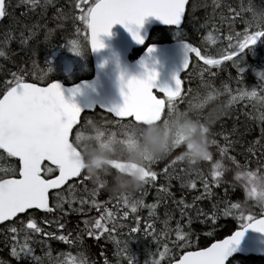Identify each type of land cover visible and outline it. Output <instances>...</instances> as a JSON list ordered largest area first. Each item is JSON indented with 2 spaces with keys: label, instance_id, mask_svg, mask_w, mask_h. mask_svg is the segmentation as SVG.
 <instances>
[{
  "label": "snow or ice",
  "instance_id": "6c2138e0",
  "mask_svg": "<svg viewBox=\"0 0 264 264\" xmlns=\"http://www.w3.org/2000/svg\"><path fill=\"white\" fill-rule=\"evenodd\" d=\"M187 0H66L62 6L59 0H0V46L8 49V46L15 42L19 45V52L23 53L21 60L16 63V71L10 73L11 79L0 82V159L12 157L16 158V166L0 169V226H3V232L6 237L5 244L11 247V256L15 258L17 264H53L51 252H48L47 259L35 255V249L32 245L40 244L43 246L46 239L57 238L60 241L68 242V236L59 235L48 231L41 226L39 215L41 212L53 213L54 209L50 206V198L55 196L57 201L56 208L64 211L63 204L68 203L71 211L83 213L85 208L91 206L98 213L99 218L86 220L87 226L91 225L92 230L88 235H95L97 230L107 232L111 235L114 231L127 228L120 248L121 241H117L120 251L125 253L126 264H138L137 257L131 253L129 244L131 241L139 239L140 234L144 237H151L153 241L158 242L157 229L155 226V209L157 204L145 205L142 199H133L129 196H123V213L119 220L114 218V212L105 205L97 203L94 197L100 189H105L103 185L93 184L94 187L89 190L84 188L88 198L83 196L79 198L80 208H72L74 200H65L62 195L63 186L67 185V192L70 196L75 193V185L68 182L73 178H80L81 181H90L82 170H78L73 163L72 148L78 138L77 131L74 139V126L78 123L82 111L80 106L74 102H69L65 98V89L59 82L48 83L46 86H40L35 80L29 82L32 73L26 65L28 59L36 56L37 47L40 43L41 33L44 35V41L50 42L55 33L68 31L65 21H71L72 24H81L84 31H90L91 50L93 52L105 48L101 35H111V29L114 25L120 24L131 34L137 44H144L145 37L141 35V28L144 25L146 17H155L165 25L172 26L177 33H181L183 23L187 20L186 16ZM69 5L71 9L69 10ZM51 6L54 15L50 18L55 23V28H49L47 24V12ZM213 17L217 11L221 23L227 22L229 25L228 44L225 51L216 53L220 58H214L212 54L202 52L201 48L193 46L191 43L184 42V61L181 71L189 69L190 57L195 54L198 60L203 61L204 67L200 75L205 92H197L193 96L194 100L202 102L213 101L221 93L211 87L209 77L216 75L214 68L219 67L223 61H232L233 66L237 68V84L244 80L246 66L244 57L258 41L264 40V10L254 11L249 4L245 7L243 0L238 7L226 3L225 0H212ZM78 12V15H77ZM251 12L252 19L245 20V13ZM39 16V20L34 18ZM247 24L249 29L243 33H234L232 24L236 19ZM202 25L201 27H205ZM81 28L77 27L79 33ZM235 40V43L232 41ZM215 43V41H213ZM70 50L81 55L76 40L70 41ZM54 46V45H53ZM155 50L154 46H149V53ZM18 53L10 49L6 52L0 50V57L14 59ZM47 71L50 73L53 68L50 63ZM143 64V61H141ZM33 66L35 61L33 60ZM260 84L259 94L256 90L246 91L237 89L238 97L235 99H249L257 102L261 107L259 119L264 124V73H258ZM155 71H147L143 78L132 77L122 83L121 94L124 103L122 106L106 108L105 111L114 114L120 118H130L127 123L121 124L122 129H128L133 125L143 124L145 118L160 114L161 121L169 110L177 107V100L181 97L182 80L179 73L175 74L173 87L156 88ZM123 80V77H121ZM126 89V90H125ZM225 89L229 92L230 89ZM80 86H74L67 91L73 96L80 92ZM154 90L162 93L164 98H158L154 95ZM192 101H189V104ZM212 132V137H213ZM224 140L231 145L227 135ZM212 145L219 148L217 140L212 138ZM260 143V142H258ZM221 158L227 157V148H219ZM251 152V149H249ZM264 155V153H261ZM205 161L212 163L210 181L203 178L201 182L204 185L205 193L197 196L196 201L204 198V195H210V183L219 184L221 177L226 171L224 165L219 161H213V155L210 153ZM164 162L162 173L154 170V166ZM261 162H264L262 160ZM233 163H236L233 159ZM182 164L171 157L163 160H148L145 164V175L142 177L145 185L155 186L160 178L159 188L157 190L159 200L174 197L171 191L173 178L181 181L182 188L196 189L197 184L192 181L185 182L184 177L178 172ZM238 165V164H236ZM186 174L190 172L185 170ZM142 187L140 191L145 193L147 189ZM52 190H61L53 194ZM174 203L180 208L181 218L185 217L186 212L195 211L197 215L208 216L203 209L195 207V204H188L183 198ZM147 207L149 209L150 219H143L138 213V209ZM264 210V208H261ZM236 210L239 214L233 212ZM218 206L213 205L212 218L218 214ZM119 207L117 208V213ZM246 212L248 214H246ZM133 215L132 224H128L129 216ZM224 215H236L240 222V230L228 236L222 241L213 243L210 247L200 250H189L191 242V233L183 230L181 221H177L175 229H169L164 232L165 237L170 231H175L176 239L172 242L174 249H180V254H173L168 264H229L230 258L234 256L237 247L240 244L245 232L249 229L264 233V215L259 218L251 213L246 207L239 203H233L226 207ZM167 217L163 223L165 229L169 228L170 214L165 213ZM189 224L191 216H188ZM44 224L51 222L45 219ZM59 228L64 229L65 225L57 221ZM110 225V227H109ZM21 238L23 242L21 243ZM98 238V237H97ZM76 239H79L77 237ZM169 252L167 244L164 251L161 252L160 260L153 259L152 264H161L163 258ZM0 264L4 262L0 261ZM55 264H64L62 260ZM73 264H88L84 256L73 259ZM107 264V261H105Z\"/></svg>",
  "mask_w": 264,
  "mask_h": 264
},
{
  "label": "trees",
  "instance_id": "16d2710c",
  "mask_svg": "<svg viewBox=\"0 0 264 264\" xmlns=\"http://www.w3.org/2000/svg\"><path fill=\"white\" fill-rule=\"evenodd\" d=\"M226 3L238 7L242 0H225ZM66 0H59V5L62 6ZM245 7L249 4L254 11L264 10V0H243ZM71 5H69V10ZM54 15V10L49 6L46 22L49 28H55L56 25L51 21ZM78 15V12H77ZM245 20L252 19V13H245ZM187 20L183 23L180 36L174 34L176 29L160 28L154 29L149 37L151 43H167L173 41H186L193 46L201 48L202 52L212 54L214 58H220L216 53L227 49L229 36V25L227 22L221 23L219 12L217 11L215 18L213 17L212 0H190L186 9ZM40 17L36 16L35 20ZM68 31L65 33L57 32L53 35L50 42L44 41V35L41 33L40 43L37 47L36 56L28 59L26 65L21 64V67H27L31 73V79L38 84L44 85L53 80H60L65 84H71L63 79L62 75L47 76L48 62L52 68L57 65L56 59L60 58L63 50L71 45V40H76L80 49L86 47V37L83 35L84 26L77 23L72 24L71 21H65ZM206 25L205 27H201ZM81 28L79 33L76 28ZM233 34L243 33L249 26L241 22L238 18L232 24ZM179 36V37H178ZM215 41V43H213ZM236 41L233 40L232 43ZM54 45V46H53ZM18 53L14 59H6L0 57V82L11 79L10 73L16 71V63L23 57V53L19 52V45L15 42L8 46V49L0 46V50ZM33 60L35 66H33ZM246 71L244 80L241 84H237L239 78L237 68L233 66L232 61H223L222 64L213 69L215 76L209 77L205 74L204 79L209 80L211 87L218 90L221 94L213 101L202 102L199 100L193 101V96L200 92L203 94L205 89L201 80V69L204 65L191 57L189 69L181 77L182 92L181 97L177 100V107L168 111L164 119H161L153 126L133 125L128 129H122L121 124L127 123L129 119L117 121L110 115L103 112L95 111L93 113L84 114L80 120V125L73 132L79 131L80 136L75 141V147L80 151L85 163L84 169H89L91 178L90 181H81L80 178L72 181L70 184L75 185V193L70 196L67 192V186L62 192L65 200H74L72 208H80L79 198L83 196L88 198V194L83 190L88 188L91 190L94 185H103L105 189H100L94 199L97 203L107 206L114 212V218L119 220L123 213V196L127 195L133 199H142L145 205L157 204L155 209V226L157 229L158 242L153 241L151 237H144L143 233L140 238L133 240L129 244L132 254L138 259V264H152L153 259L160 260V253L164 251L165 244L169 248V252L161 261V264H168L169 259L173 254L179 255L180 249H174L172 242L176 239L175 231H170L165 237L164 232L169 229H175L177 221H181L183 230L191 233V242L189 250H199L206 248L212 242L220 240L233 231L240 228V222L236 218L239 213L233 210L236 215H224L226 207L233 203H239L242 207H246L251 213L260 217L264 215V124L259 119L261 115V107L257 102L245 99H235L238 97L237 89L246 91L256 90L259 94V76L258 73H264V40L258 41L244 57ZM84 76L82 78H87ZM81 78V79H82ZM80 80V79H79ZM227 86V89H225ZM189 101H192L189 104ZM219 117V118H218ZM214 123L212 132L214 139L217 140L219 148H227V157L221 158L219 148L216 145L210 147L203 162L191 161L195 156H192L187 148L178 146V135L175 131V126L185 127L189 133V140L196 143L197 148L200 142L207 141L208 128L206 126ZM190 129V132H189ZM150 131L160 134L169 145L168 158L176 159L181 162L178 172L184 177V181H192L197 184L196 189L182 188L181 181L173 178L171 181L174 197L159 200L157 190L160 184V178L155 186L143 185L147 191L142 193L140 189L130 191L118 186L125 185L133 181L132 178L120 174L111 166V162L116 163H133L144 170L148 160H158L150 155L144 154L142 151L143 136ZM175 134V136H174ZM227 135L232 142L229 146L224 140ZM80 138L82 140H80ZM212 141V140H211ZM260 142V143H258ZM107 149V150H106ZM251 149V152H249ZM212 153L213 161L219 160L226 171L221 177L219 184L210 183V195H204L199 201H196L197 196H202L205 193L204 185L201 182V175L204 179L210 181L212 163L205 161ZM233 159L236 163H233ZM238 164V165H236ZM16 160L12 157L0 159V169L15 167ZM164 162H160L154 166V170L162 173ZM185 170H189L186 174ZM200 173L201 175H198ZM0 174H3L0 172ZM146 174V173H145ZM143 180V179H142ZM61 191V190H60ZM55 193V192H54ZM53 193V194H54ZM183 198L188 204H195V207L203 209L208 213L205 217L202 214L197 215L195 211L186 212L185 217L181 218L180 208L176 206L175 201ZM56 199L53 195L50 198V206L53 207V213H43L39 215L41 226L50 232L59 235L68 236V242L60 241L57 238L46 239V243L32 245L35 249V255L47 259V253L51 252L53 264L56 261L66 258H79L81 255L88 260V264H126L124 256L126 255L118 249L117 241H121L120 248L123 247V240L127 235L128 229L124 228L119 231H114L109 235L107 232L97 230L95 235H88V231L92 230V226L88 225L86 230L85 221L93 218H99L101 213H98L94 207L85 208L84 212L71 211L68 203L63 204L64 211L61 212L56 208ZM218 206V214L212 218L213 205ZM119 212L117 213V208ZM170 214L169 228L165 229L164 219L167 217L165 213ZM143 219L148 220L149 209L142 207L138 209V213ZM246 214H248L246 212ZM133 215L129 216L128 224H132ZM191 216L189 224L188 216ZM47 218L50 224H44L43 220ZM57 221L64 223V229L59 228ZM110 227V225H109ZM79 237V239H76ZM98 237V238H97ZM5 235L3 226H0V261L4 264H17L14 257L11 256L10 245L5 244ZM23 238H21V243ZM229 264H264V258L255 257H236Z\"/></svg>",
  "mask_w": 264,
  "mask_h": 264
},
{
  "label": "water",
  "instance_id": "95a60500",
  "mask_svg": "<svg viewBox=\"0 0 264 264\" xmlns=\"http://www.w3.org/2000/svg\"><path fill=\"white\" fill-rule=\"evenodd\" d=\"M189 2L190 0H187L186 9ZM160 28L175 29L172 26L163 24L155 17H146L144 25L140 30L141 35L145 37V42L141 45L137 44L133 40L131 34L126 30L124 26L116 24L111 29V35H101L100 39L103 40L105 48L96 52H93L91 50V34L90 31H88V44L94 63V76L92 78H82L71 84H65L60 80H53L51 82H48L61 83V85L65 89V98L69 102L76 103L84 110L78 118V123L76 126H74V130L79 126L80 120L84 114L93 113L96 109L107 115H110L116 120L123 121L130 119L116 117L114 114L105 111L106 108L123 105L124 100L121 94V86L122 83H126L128 79L132 77L143 78L146 75V70L155 71L157 76L154 83L156 85V88L159 89L164 86L173 87L174 75L179 73L182 77V75L186 73L187 70L183 72L181 71L184 61L183 43L186 41L151 43L146 46L145 50L136 61L130 62L128 60L131 51L145 45L149 40L151 32L154 29ZM149 46H154L155 48V50L151 53L147 51ZM192 56L196 58L195 54H192L191 57ZM196 59L198 60V58ZM141 61H143V64L141 63ZM200 62L203 64V61ZM121 77H123V80L121 79ZM47 84L38 85L46 86ZM74 86H80L81 89L80 92L75 96H73L71 92L67 91V89H70ZM157 94L164 98L162 93L157 92ZM159 120L160 114L157 113L152 117L145 118L144 123L140 125L153 126ZM193 147H195V142H192L190 146H188V149L193 150ZM13 159L16 160V158ZM72 159L77 169L83 170L85 163L80 151L75 146L72 148ZM110 164L120 174L133 179L137 175H139L140 179L142 180V177L145 175L144 170L133 163L111 162ZM76 179L77 178H73L68 183L70 184ZM66 186L67 185L63 186V188H65ZM57 191L60 190H52L53 193ZM238 230H240V228L233 231L228 236H231ZM228 236L212 242L207 247H210L213 243L226 239ZM236 257L264 258V233H260L251 229L247 230L237 247L236 253L232 258H230V261Z\"/></svg>",
  "mask_w": 264,
  "mask_h": 264
},
{
  "label": "rangeland",
  "instance_id": "374dc122",
  "mask_svg": "<svg viewBox=\"0 0 264 264\" xmlns=\"http://www.w3.org/2000/svg\"><path fill=\"white\" fill-rule=\"evenodd\" d=\"M173 33L177 34V32H173ZM180 34L177 35L180 36ZM70 47L71 45L67 46L61 53L62 55L60 56V58L56 59L55 62H51L52 64L56 63L57 65L54 67L52 72L50 73L47 72V76L62 75L65 81L73 83L89 74V68H88L85 52L83 51V54L76 55L70 50ZM175 131L176 134L178 135V141L176 142V144L178 146H184L185 148H187V150L192 156H195L198 148L195 143V147H193V150L188 149V146H190L192 141L189 140L190 135L186 130V128L181 126H175ZM79 136L80 133H78V137ZM80 140L82 139L80 138ZM73 259L74 258H66L61 260L64 262V264H73Z\"/></svg>",
  "mask_w": 264,
  "mask_h": 264
},
{
  "label": "clouds",
  "instance_id": "9594fccd",
  "mask_svg": "<svg viewBox=\"0 0 264 264\" xmlns=\"http://www.w3.org/2000/svg\"><path fill=\"white\" fill-rule=\"evenodd\" d=\"M219 118V117H218ZM215 122L206 126L208 128V139L207 141H201L200 146L197 149L194 159L191 161L195 162H203L205 155L210 152V147L212 146V128ZM142 151L144 154L150 155L158 160L167 159L169 155V145L168 142L158 133L154 131H150L143 136V144ZM86 176L91 178V173L89 169L82 170ZM144 185V181L140 179L139 175H137L133 181L128 184L118 186L115 190H120L121 188L130 191H137Z\"/></svg>",
  "mask_w": 264,
  "mask_h": 264
},
{
  "label": "flooded vegetation",
  "instance_id": "af4514ba",
  "mask_svg": "<svg viewBox=\"0 0 264 264\" xmlns=\"http://www.w3.org/2000/svg\"><path fill=\"white\" fill-rule=\"evenodd\" d=\"M83 35L86 37V47H83L82 51L85 52V55H86V58H87V64H88V68H89L88 78H92L94 76V63H93V58H92L91 50H90L89 44H88V37H89L88 31L87 32L86 31L83 32ZM148 44H149V42H147L142 47H139L137 49L132 50L131 53H130V55H129V57H128V60L130 62L136 61L140 57V55L143 53V51L145 50V48H146V46ZM154 95H157L158 98H162V96H160L159 94H157V92H155V91H154ZM95 111H99V110L96 109ZM99 112H101V111H99ZM117 121H121V120H117ZM76 129H75V131H76ZM257 258H261V257H257Z\"/></svg>",
  "mask_w": 264,
  "mask_h": 264
}]
</instances>
